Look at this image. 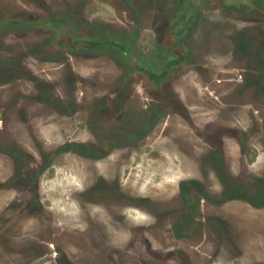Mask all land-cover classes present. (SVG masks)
Segmentation results:
<instances>
[{
  "label": "rangeland",
  "instance_id": "obj_1",
  "mask_svg": "<svg viewBox=\"0 0 264 264\" xmlns=\"http://www.w3.org/2000/svg\"><path fill=\"white\" fill-rule=\"evenodd\" d=\"M81 1L15 0L9 7L24 12L15 19L67 22L73 38L81 36L77 24L97 22L102 27H90L87 38L125 44L144 68L155 73L177 56L184 61L172 65L157 89L149 77L133 72L134 64L118 49L75 58L80 75L73 79L53 73L57 65L25 57L24 73L19 71L13 88L6 86L1 93L4 102L15 97V139L0 133V150L14 148L24 158L0 157V264H264V112L262 116L258 112L259 125L252 127L243 119L252 108L239 107L248 98L238 94L244 67L235 56L243 37L254 46H264V39H258L264 24L256 17L240 18L236 10L242 8V0H196L173 31L170 22L185 14L181 0ZM239 22L249 29L241 33ZM17 35L15 49L20 50L28 41L50 34L31 30ZM119 64L129 71L124 77L118 75L123 69ZM43 70L51 75H43ZM41 78L51 82L60 97L82 101L80 109L64 116L47 106L46 120H33L28 99L37 94ZM72 80L73 90L67 86ZM168 80L171 87H166ZM113 83L126 88L117 90ZM175 93L190 106L198 129L180 114L160 121L164 110L151 115L142 110L159 97L169 106ZM102 95L115 102L126 101L124 95L132 97L126 117L147 133L139 143L133 144V137L122 130H116L115 137H100L86 121L80 137H72L78 133L73 119H89L85 104ZM23 108L28 109L24 114ZM119 110L111 106L105 117L117 119ZM11 114L10 107L4 109L5 131L11 129ZM210 121L250 125L255 134L247 137L246 144L243 137L199 136ZM116 124L108 126L112 129ZM67 138L84 143V150H98L104 159L71 153L49 160ZM13 165L15 180L3 176ZM103 168L111 173L106 175L108 185L94 180V171ZM117 173L121 180L115 179ZM86 177L91 183L88 190ZM235 184L246 189H231ZM230 191L250 197L254 204L229 199ZM83 197L95 202L85 204Z\"/></svg>",
  "mask_w": 264,
  "mask_h": 264
},
{
  "label": "flooded vegetation",
  "instance_id": "obj_2",
  "mask_svg": "<svg viewBox=\"0 0 264 264\" xmlns=\"http://www.w3.org/2000/svg\"><path fill=\"white\" fill-rule=\"evenodd\" d=\"M16 1L19 2L21 0H16ZM195 1L196 0H181L180 4L182 5L183 11H185V14H182V17H179L178 19L170 22L169 30L173 31L179 28L180 23L183 22L186 19V16L190 13V11H192L191 7L193 4H195ZM12 2L15 3V0H0V133L1 134L3 131L5 132V125L3 124V120H2L4 119L3 118L4 109L8 110L9 107H10V110L12 111V114H11V117L13 120L12 125H14L13 130L15 131V97L12 96V99H13L12 102H9V101L4 102L2 100L3 98L1 95L2 89L6 86L13 88L14 82H15V76L18 75L17 73H19V71L21 73H24V70L22 69L23 68L22 65L25 64L24 59L26 56L32 57L41 63H50L53 65H57L59 66V68L52 69L54 70L53 73L59 76H62L64 78L69 77L70 79L71 78L73 79L76 76L80 75V70L76 69L73 64L74 61L76 62V60H74L75 58H78L80 55L82 56V54L85 52L102 53V51H105V50H109V49L117 50L118 49L120 51L121 56L128 58L134 64L135 67H134L133 72H135V74H141L143 76L149 77L150 80L153 81V84H156V88L157 87L161 88V83H162L161 80L168 78L173 64L175 63L177 64V63L184 61V57L177 56L170 63H167L164 69L160 73H155L154 71L150 69L144 68V66L139 62L138 56L135 55L130 48L129 50L125 44H122V43H119V42H116L110 39L87 38V35H89L88 30L90 29V27L92 28L102 27V25H100L97 22H91L90 20L89 21L87 20L84 23L81 22L77 24L76 29L79 32L78 34L81 36L73 38L69 36L68 24L67 22H64V21H60V20L52 21L51 19H45V18H43V20H35V21L27 20V19L20 20L21 18L15 19L16 16L19 17V13L21 14L24 12L19 11L18 13L17 11L15 12V8H10L9 4ZM81 2L85 3V1L83 0ZM210 3L211 2H209V4ZM207 6L209 7L210 5H208L207 3ZM208 7H206V5L204 4V8L209 9ZM233 7H234L233 8L234 10L237 8L236 6H233ZM68 9L65 8L64 10H68ZM245 9H248V10H245ZM236 11L241 15L240 16L241 19H243L242 16L252 17V18L256 17L259 19V21H261L264 24V0H242V8L237 9ZM48 13L50 16H52V13L54 14V16L56 15L55 12H48ZM239 23H241L240 26L238 25ZM239 23L235 25L239 26V30L241 31V33H243L244 30L249 29V26L247 23H243V22H239ZM212 26H214V24ZM226 26L229 27L230 25L226 24ZM259 29L262 30L260 27ZM31 30L45 31V32H48L50 35H48L47 37L38 38L37 40L33 39L31 41H28L25 47L21 48L20 50L15 49V36H18L17 34H24L25 32H30ZM241 39L243 40L244 43L239 45L240 48H237L236 46L237 54H235V56L238 59L237 62H240V65L242 67L245 66L244 63L246 62V67L248 68L246 70V73H247V76L251 78L243 81V85L238 88L240 89V93L238 94L240 97L242 96L241 99L243 98V96L248 98L246 99L245 103L240 102L239 107H242V109L244 107L252 108L250 115L244 114L243 119L246 120L247 122L251 121V124L253 127L259 123L260 118L258 115V112H259L258 110L260 106L263 105L264 107V46L263 47L254 46L250 41H248L244 37ZM258 39L263 40L264 33L262 37ZM175 42H176V39H173L172 43L174 44L176 48L178 46H177V43L175 44ZM181 50L184 53L187 51L186 48L184 47H181ZM25 51H26V54L22 55V53L24 54ZM256 51L258 52L255 53ZM191 60L194 61L193 59ZM257 60L261 61L263 64V66L261 67V70H259L257 67H254L251 64V62H255ZM247 62L249 63L247 64ZM119 66L122 67L123 69L119 71L118 75L124 77L129 71L127 70L125 66L120 65V64ZM41 72L45 76L51 75L50 71L43 70ZM243 72L244 70L241 71V74H243ZM123 77H120V78H123ZM72 85H73V80L71 83L67 82V86H72ZM171 85H172L171 81L168 80L166 83V87L167 86L171 87ZM76 86L78 87V85ZM113 86H115L117 90H124L123 88H126L125 85L124 87H120L119 85H113ZM253 87H256L257 91H254ZM73 89H75V87L72 86V90ZM48 90L49 92L51 90L55 91V89H53V87H50V86H43V88H41L40 91L46 93ZM124 97L126 98V101L124 99H121L115 102V101H111L109 95L108 96L102 95V96H97L93 98V100H91L90 102H87L85 104L86 105L85 110L89 112L90 117L89 119H84L83 117L78 116L73 119L77 121L76 133L77 132L78 133L72 135V137H80L78 134H81V131L85 129V121L88 124L93 125V130L99 132L100 137H115L114 135H115L116 130H122L124 131V134H127L126 128L129 130L128 125H130L131 120L128 117H126V115L128 116L129 112L131 111L130 100L132 97L130 95H127V96L124 95ZM124 97H119V98H124ZM159 99L161 98L159 97L157 103H154V104L152 103L150 104V106H147L146 108L149 109L150 107H152L150 108L152 111L159 110L160 108L158 104H162L161 102H159ZM62 100H63L62 101L63 104H62V108L60 109V111H61V115H64V116L72 114L73 112H77L80 109V105L83 103L82 101L78 102L77 100H71V99L66 100L64 98ZM154 105L156 106L153 107ZM111 106H113L114 108L116 107L121 108V112L119 110L120 117H118L117 119H113L114 121L118 122V124H116V126L118 127L116 128L115 126L112 129H111V125L108 126V124L111 122L114 123V121L110 119L107 120V118L105 117L106 115L112 112ZM105 120H107L106 123H107L108 128H106L105 126ZM194 122L195 121L191 118V123L193 124ZM100 124L103 125L105 129L101 128ZM122 125H126V128L120 129L122 128L121 127ZM195 129H198V128L195 127ZM249 131H252V129L247 128L246 133H248ZM105 132H107V134ZM126 136L127 135H124V137ZM128 137H130V135H128ZM239 137H244V136L239 134ZM244 140L246 141L247 138ZM83 144L84 143L80 141H77V140L71 141L70 138H67V140L62 142L59 145V148L53 151L49 155L48 158L49 160L52 161L54 159H57L58 157H61V156L64 157V156H67L73 153V154L80 155L81 157L92 159L94 161L101 160L102 157H99L97 153L98 150L97 151L89 150V149L84 150L82 148L86 146H84ZM130 146L132 145H128V147ZM3 154H7V155L9 154L11 155V157H14V158H15V154H17V157H20V158L23 156L22 151L20 152L18 151L15 153L14 148L7 149V150H0V157H3ZM102 159H104V157ZM14 171H15V166L13 165V168L12 169L8 168V171L6 172L5 175L3 174V176L8 179L13 178L15 180ZM110 174H111L110 171H108V169L106 168H103L101 172L94 171V175H95L94 180L98 179V181H100L101 183L108 185L105 180L107 176H111ZM115 179L121 180L122 178L117 173L115 175ZM83 182L87 185V190L91 189V185H90L91 183L90 181H88V178L85 179V181ZM99 184L100 183H98L97 185ZM87 193L88 195L90 194L89 192ZM118 194L121 195L122 192L119 190ZM82 200H84L85 204L95 202V199H92V198L83 197ZM196 205L200 206V201H197ZM196 209L197 207L195 208V210ZM201 232L205 233V230H201ZM257 242L259 241L257 240ZM177 249L179 251L180 248L178 247ZM144 253L147 254V250H145ZM177 257H180V256H177ZM154 259H157V258H154Z\"/></svg>",
  "mask_w": 264,
  "mask_h": 264
},
{
  "label": "water",
  "instance_id": "obj_3",
  "mask_svg": "<svg viewBox=\"0 0 264 264\" xmlns=\"http://www.w3.org/2000/svg\"><path fill=\"white\" fill-rule=\"evenodd\" d=\"M248 63L249 62H247V64ZM251 64L254 67H257L259 70H261V67L263 66L262 62L259 60L255 61V62H251ZM244 65H245L244 66V72L242 74L241 82L238 83V87L239 86L241 87L243 85V81L251 78V77H248L247 73H246V70L248 69L246 67V62L244 63ZM46 81L47 80H44L41 78V81H39L37 84V86L39 87L37 94L34 95V98L29 97V99H28V101L33 106L32 114L30 116L33 118V120H37L40 122L45 121L47 116L50 115V114H47L48 112L44 113L45 108L47 111V106H49L50 109L55 110L57 113L61 114L60 109L62 108V104H63V102H62L63 98L60 97L56 91L51 90L49 92V90H48L46 93L40 91L41 88H43V86L53 87L51 85V82L49 83V81H47V82ZM112 85H118V84L113 83ZM253 90L257 91V88L253 87ZM174 95H175V98L170 99L171 104H169V106H166L164 104H158L159 108L164 110V111H162V114H159V116H158L160 118V121L162 120V118L164 119L166 116H169L170 114H180V116L184 117L188 121L190 126H195V123H193V124L191 123V118L193 119V116L191 114L190 106L185 102V100L181 97V95L179 93H175ZM155 106L156 105H154L153 107H155ZM150 108H152V107H150ZM150 108L149 109L146 108V109H142V110L145 113H149V115L157 112V110L152 111ZM24 110L25 109L23 108L22 114H24L25 111L27 112L28 109L25 111ZM142 110H141V113L143 112ZM258 111L261 114L262 112H264V107H260ZM23 116L25 117V115H23ZM261 116H262V114H261ZM27 118H28V114H27ZM262 118L264 119V116H262ZM260 121L257 125L261 124ZM147 124L151 125V123L150 124L147 123ZM10 127H11V129H9V127H7L5 133L10 135L12 137V139L14 140L15 139L14 138L15 131L12 129L14 127V125H11ZM247 127L249 129H252V131H253V128L250 125L244 126V127H242V126L241 127H235L234 125H229L227 123H221L219 121H217V122L210 121V122L205 124V130H203L202 132H199V136L203 135V137H221V135H224L225 138H227V136L234 138V137H239V134H241L244 136L243 139H246L247 136L252 137L255 134L252 131H249L248 133H246ZM128 128H129V130L126 128L127 134H129L130 137H133L131 139L133 144L140 142L147 135V133H145V132L141 133V130L139 129L140 128L139 125H137L135 123L132 124V122H131L130 125H128ZM131 129H132V131H130ZM246 142L247 141H245V144H246ZM218 144L220 145V143H218ZM23 158H24V156L21 157V161ZM21 165H22V162H21ZM234 188H237V191L246 189V188H244V186L242 184H235L231 187V189H233V190H234ZM228 193L230 195V196L227 195V196H229V199L241 198V199L248 201L250 203L253 202V199H251L250 197L242 196L241 194L238 196H235L234 192H231V191ZM226 194H227V192H226Z\"/></svg>",
  "mask_w": 264,
  "mask_h": 264
}]
</instances>
